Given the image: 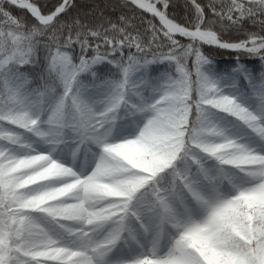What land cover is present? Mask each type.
<instances>
[{
  "label": "snow or ice",
  "instance_id": "6c2138e0",
  "mask_svg": "<svg viewBox=\"0 0 264 264\" xmlns=\"http://www.w3.org/2000/svg\"><path fill=\"white\" fill-rule=\"evenodd\" d=\"M206 48L233 53L234 64L216 68ZM181 54L196 68L193 80L204 102L220 109L230 122L226 138L244 148L264 147V0H0V264L158 260L164 250L137 237L138 229H147L137 223L141 218L135 203L129 202L131 194L110 201V210L116 217L125 216V221L107 236L97 235L94 225L82 228L48 215L53 209L41 202L39 186L25 187L27 173L17 166L22 160H42L40 167L68 173L61 167L66 161L52 154L55 146H44L47 137L37 119V108L48 96L44 85L49 77L66 86L90 78L97 89L139 84L152 89V99L159 104L176 81L167 73L151 79L150 67L167 64L182 71L174 64ZM242 58L258 61L259 70H250ZM37 64L43 65L39 79L34 75ZM113 72L116 79L106 80ZM90 119V110L85 109L81 118L85 128ZM92 139L102 142L98 136ZM205 151L215 154L212 148ZM204 159L189 161L190 168L177 172L174 184L164 192L154 189L157 198L199 202L213 192L227 177ZM86 175L80 173V178ZM253 176L249 173L248 182L258 184L259 177ZM68 178L75 181L77 175L68 173ZM43 183L56 187L63 181ZM245 191L258 197L264 186ZM243 223L246 239L236 245L218 240L216 229L230 231L228 226L207 229L216 264H264V208L256 204ZM121 232L123 241L117 239ZM166 264L212 262L208 255L201 258L185 248Z\"/></svg>",
  "mask_w": 264,
  "mask_h": 264
},
{
  "label": "clouds",
  "instance_id": "9594fccd",
  "mask_svg": "<svg viewBox=\"0 0 264 264\" xmlns=\"http://www.w3.org/2000/svg\"><path fill=\"white\" fill-rule=\"evenodd\" d=\"M174 64L182 71L165 64L163 74H174L176 85L166 90L167 98L159 104L152 99L153 90L139 84L97 89L90 78L66 86L64 81L49 77L44 85L47 99L37 108V119L47 137L44 146H55L52 154L66 161L61 167L77 175V180L50 166L40 167L42 160H22L17 167L27 173L22 181L25 187L39 186L44 194L41 202L53 209L48 215L82 228L94 225L97 235L104 232L107 236L125 221V216L116 217L110 210V201L131 194L129 202L135 203L141 218L137 223L147 229H138L137 237L164 250L156 262L146 258V264H166L172 254H182L185 248L201 258L208 255L216 264L207 229L228 226L230 231L216 229L218 240L224 244L236 245L246 239L243 220L257 204V196L245 190L264 186V147L244 148L226 138L224 131L231 124L220 109L204 102L193 80L195 66L183 54ZM36 67L34 75L39 79L43 65ZM105 79H116L115 72ZM85 109L91 113L87 128L81 122ZM95 136L102 142L95 143ZM209 148L215 149L214 155L205 151ZM194 158L204 159L206 164L213 161L212 166L227 179L199 202L190 198L174 201L167 195L158 199L154 189L164 192L174 184L175 174L190 168L189 161ZM80 173L87 175L81 179ZM249 173H255L253 179L259 177L258 184L248 182ZM44 181L63 183L52 187ZM258 199L264 208V191ZM117 239L126 237L121 232Z\"/></svg>",
  "mask_w": 264,
  "mask_h": 264
},
{
  "label": "trees",
  "instance_id": "16d2710c",
  "mask_svg": "<svg viewBox=\"0 0 264 264\" xmlns=\"http://www.w3.org/2000/svg\"><path fill=\"white\" fill-rule=\"evenodd\" d=\"M249 27H251L249 25ZM210 55L214 57V66L218 69H225L230 68L234 64V54L227 51H221L218 49L211 50L205 49ZM242 62L248 66L250 70L256 69L259 70V63L256 60L249 59V58H242ZM165 68V64H155L150 67L149 75L150 78L159 79Z\"/></svg>",
  "mask_w": 264,
  "mask_h": 264
},
{
  "label": "rangeland",
  "instance_id": "374dc122",
  "mask_svg": "<svg viewBox=\"0 0 264 264\" xmlns=\"http://www.w3.org/2000/svg\"><path fill=\"white\" fill-rule=\"evenodd\" d=\"M257 204L259 205V199H258V197H257Z\"/></svg>",
  "mask_w": 264,
  "mask_h": 264
}]
</instances>
